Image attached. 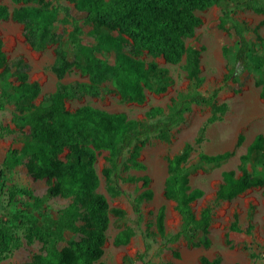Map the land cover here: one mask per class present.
<instances>
[{"label":"trees","instance_id":"1","mask_svg":"<svg viewBox=\"0 0 264 264\" xmlns=\"http://www.w3.org/2000/svg\"><path fill=\"white\" fill-rule=\"evenodd\" d=\"M12 1L22 4L10 11L0 3V20L10 18L20 23L26 42L36 51L56 44L50 68L57 84L52 93L36 103L40 86L38 82L29 80V63L22 57L9 62L0 36V110L11 107L10 121L18 133L19 143L7 149L1 162L0 192L7 193L8 206L15 203L19 194L28 198L44 220L40 224L38 218L25 209L7 210L5 226L0 227V262L18 246L19 237L8 226L15 223L17 228H22V236L27 243L38 241L42 244L43 252L34 254L28 264H106L101 258L109 215L120 218L125 211L110 208L106 198L96 192L99 177L94 163L98 154L107 152L101 174L111 196L125 195L122 186L125 182L141 184L142 191L132 199V210L141 219L142 202L153 197L150 179L146 175L135 177L122 173L128 169H144L139 160L140 151L150 136L167 139L171 129L183 120L193 105L212 106L206 125L220 120L227 105L217 102L219 93L246 71L256 73L255 84L260 87V97L264 98V50L254 53L252 42L246 37L244 23H229L236 8L251 9L264 15V0H232L231 3L228 0H66L83 15L81 18L71 13L69 5L57 0ZM212 5L221 6L220 26L229 24L236 42L232 67L222 83L208 93H201L197 90L202 83L200 51L187 47L185 39L192 37L201 24L196 11ZM60 24L72 25L65 39L59 32ZM84 26L89 27L93 43L82 41ZM256 36L264 48V39L257 32ZM145 53L170 64H177L186 56L184 69L190 89L179 94L171 112L164 118L157 117L162 114L159 107L149 108L143 119H132L124 112H107L90 105H82L72 111L66 108L65 102L69 99L108 92L107 82L122 99L137 103L144 101V90L151 83L156 84V90L164 91L171 82L168 71L153 60L141 59ZM109 56H112L111 61L107 58ZM72 69L86 75L87 81L63 82L64 76ZM4 131L13 130L0 126V134ZM242 141L243 135L239 134L236 146ZM198 142L199 137L195 140ZM193 148V144L186 143L167 162L163 196L175 203L180 225L174 233H167L165 208L161 206L158 209L155 229L163 240L162 248L181 237L194 246L208 248L213 206L232 200L253 187L263 188L264 199L263 134H257L240 155L238 172L222 171L214 200L199 215L193 211L192 203L202 197L203 192L190 186L191 173L203 166H219L234 152L227 150L214 155L200 152L197 162L190 164ZM19 166H24L33 180L45 181L44 195L37 196L30 188L6 184L5 174ZM248 166L252 167L251 170ZM57 196L69 202L58 211L56 218H52L44 204ZM229 229L241 231L235 220ZM250 230L251 225H248L245 231ZM67 233L73 237L66 239ZM133 234L131 227H125L115 235L113 244H127ZM62 241L64 245L57 247ZM148 249L146 242L143 252L134 257L137 263L146 264L144 257ZM172 254L179 259L176 250ZM125 260L128 262L130 258ZM200 264H221V257L202 256Z\"/></svg>","mask_w":264,"mask_h":264},{"label":"rangeland","instance_id":"2","mask_svg":"<svg viewBox=\"0 0 264 264\" xmlns=\"http://www.w3.org/2000/svg\"><path fill=\"white\" fill-rule=\"evenodd\" d=\"M56 1V0H54ZM61 4L71 7V13L76 18L83 15L76 12L72 3L66 0H57ZM230 3L232 0H228ZM11 11L15 4L12 0H0ZM32 4V3H29ZM201 19V24L195 29L192 37L185 39L187 47L200 51V76L202 83L198 87L201 93H208L220 85L224 76L228 73L233 63V51L236 37L229 24L220 26L222 8L212 5L204 10L196 11ZM62 17V14L60 15ZM229 23H244L246 37L252 42L254 53L263 52V43L256 36V32L264 39V15L251 9L236 8L230 15ZM71 24H60L59 32L65 39L71 31ZM81 35L84 43H93V37L89 34V27H83ZM256 31V32H255ZM0 36L3 40V51L9 62L17 57H22L30 65L28 76L30 81H36L40 86V94L36 100L39 103L46 95L52 93L57 84V79L51 71V65L55 58L56 44H50L41 51L34 50L23 36V26L12 20H0ZM109 61L112 56L107 57ZM145 61H155L160 67L168 71L171 78L164 91L156 90V84L151 83L145 88V99L141 103L126 101L118 94L113 86L107 82L110 89L99 96H84L69 99L65 102L68 110H74L82 105H90L107 112H124L129 118L143 119L145 112L151 107H159L162 114L157 116L164 118L169 114L178 99L179 94L189 91V81L184 69L186 56L177 64H170L162 58L153 59L146 53L140 56ZM256 73L246 71L237 77L235 82H230L218 95V103H226V110L220 120L206 125L207 118L211 115L212 106L193 105L183 120L174 126L167 139L150 136L140 151L139 160L144 169H128L122 174L135 177L148 176L153 197L141 204L142 218L132 210V199L142 191L139 182H125L122 184L125 195L111 196L106 190V183L101 170L106 163L104 157L107 152L98 154L94 163L99 177L96 192L102 194L110 208H120L125 211L124 216L118 218L109 215V224L106 230V243L104 244L101 258L106 264H139L134 257L144 250V244H149L144 261L146 264H163L165 262H178L179 264H200V258L206 256L221 257V264H264V199L262 187H253L229 201H222L213 206L212 220L209 227L211 244L208 248L194 246L184 238L160 247L162 239L156 234L155 217L161 206L165 208V230L174 233L180 225V216L175 210V203L163 196L164 181L167 176L168 159L178 154L186 143H191L194 148L189 156V163L194 164L198 160L200 152L218 154L227 150H233V155L219 166H203L196 169L190 175V186L202 190V197L192 203L193 211L199 215L204 207L212 203L216 190L221 183V173L224 170H235L239 164V157L254 137L261 133L264 135V98L260 97V87L255 84ZM63 82L87 81V76L78 69H72L63 78ZM156 117V118H157ZM11 107L0 110V126L12 129V132L0 134V165L9 147L18 146V133L10 121ZM202 128L204 130L202 131ZM239 134L243 135V141L236 146ZM200 142L195 143L197 138ZM251 170V166H248ZM7 185L16 184L19 187L30 188L37 196L45 194L47 184L43 180H33L24 166H19L8 171L4 176ZM69 200L62 197L49 198L44 207L49 217L56 218L58 211L68 204ZM25 209L38 218L40 224L44 223L39 210L32 206V202L18 195L15 203L7 204V193L0 192V227H4L7 210ZM236 221L241 230L232 231L230 224ZM251 225L249 232L245 228ZM11 230L19 237L18 246L0 264H28L33 255L43 252L42 244L38 241L29 244L22 236V228H17L15 223H10ZM131 227L134 234L129 242L124 245H114L113 238L123 228ZM73 235L66 234L65 238ZM64 242L56 246L61 247ZM179 253V259L174 258L172 252ZM129 257L130 261L126 262Z\"/></svg>","mask_w":264,"mask_h":264}]
</instances>
